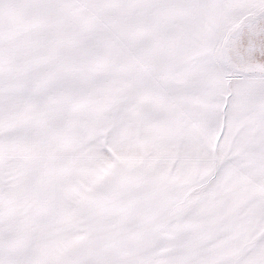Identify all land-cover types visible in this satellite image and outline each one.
Masks as SVG:
<instances>
[{
  "label": "snow or ice",
  "instance_id": "obj_1",
  "mask_svg": "<svg viewBox=\"0 0 264 264\" xmlns=\"http://www.w3.org/2000/svg\"><path fill=\"white\" fill-rule=\"evenodd\" d=\"M0 264H264V0H0Z\"/></svg>",
  "mask_w": 264,
  "mask_h": 264
}]
</instances>
